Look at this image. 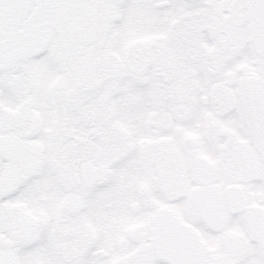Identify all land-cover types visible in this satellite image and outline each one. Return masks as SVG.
<instances>
[{
  "label": "snow or ice",
  "instance_id": "obj_1",
  "mask_svg": "<svg viewBox=\"0 0 264 264\" xmlns=\"http://www.w3.org/2000/svg\"><path fill=\"white\" fill-rule=\"evenodd\" d=\"M0 264H264V0H0Z\"/></svg>",
  "mask_w": 264,
  "mask_h": 264
}]
</instances>
